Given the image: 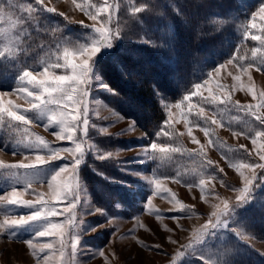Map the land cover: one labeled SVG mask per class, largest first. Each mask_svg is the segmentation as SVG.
Instances as JSON below:
<instances>
[{"label":"rangeland","instance_id":"obj_1","mask_svg":"<svg viewBox=\"0 0 264 264\" xmlns=\"http://www.w3.org/2000/svg\"><path fill=\"white\" fill-rule=\"evenodd\" d=\"M88 2L97 7L113 6L110 20L106 13H101L105 27L113 34L110 44L99 46L90 59L86 98L88 144L77 169L81 191L77 205L79 227L74 233L79 237L76 254L72 255L69 241L62 257L58 239L36 238L40 222H30L9 229L14 238H9L7 232L0 233V264H38V261L39 264H61L62 260L68 264H170L177 251L182 255L176 264H227L232 256L255 257L254 253L264 257V236L256 234L246 220L241 223L237 215L247 207L264 205V169L258 167L240 170L249 179L253 173L256 176L245 199L231 206L222 223L210 228L201 240L183 248L209 220L216 206L223 207L225 200L234 203L242 194L244 177L230 163H264L257 151L264 139L256 137V145L251 142L256 131L264 132V125L239 107L258 103L247 89L251 86L257 95L264 91V73L255 66L244 73L240 68L243 61L233 60V57H244L250 61L253 48L258 50V56L264 53L259 39L262 23L259 17L255 29L247 28L252 14L264 0ZM44 4L54 7L56 12L47 10L37 0H0L3 10L0 12V52L6 53L0 57V94H3L0 99L6 105L12 101L28 106L24 95L14 91L20 87L32 90L31 85L18 79L24 70L37 74L45 66L63 64L64 47L74 51L79 44L87 45L98 38L89 26L94 23L100 26L101 22L85 15L73 0H44ZM21 6H30L31 13H21ZM136 8L142 10L136 12ZM245 31L249 33L247 36ZM107 56L114 58V66L121 70L129 85L134 83L143 88L141 110L144 114L140 119L129 108L127 97L131 91L127 96L121 95L103 71L101 62ZM71 59L78 62L82 57ZM217 68L219 73L215 71ZM55 71L58 75L70 74L64 68ZM234 76H239V80H234ZM195 84L201 85L199 91L204 97L210 90L221 97L230 94V103L202 104L201 96H190ZM185 95L190 96L186 102ZM177 103H181L179 109L175 107ZM189 104L193 105V113L201 106L205 108L207 125L195 115L188 119L197 123L185 125L184 114ZM260 112L264 113V109ZM26 116L34 122L28 126L29 134L44 137L54 147H73L67 140H56L54 133L60 131L58 126L44 128L46 115L30 110ZM212 118L222 124H211ZM165 120L172 125L171 129L164 128L168 135L161 131ZM132 121L135 128L125 131ZM204 127H210L214 146L209 144ZM157 132H161L159 137ZM24 136V126L14 128L0 123V162L28 163L34 159L29 153L31 149L17 143ZM152 142L183 151L150 159L143 149ZM199 149L204 155L198 153ZM110 152L112 156H105ZM62 155L71 159L68 153ZM209 160L212 165L207 164ZM66 163L57 159L34 169L0 168V196L15 187L23 192L22 198L26 200H34L36 193H45L50 198L46 181ZM173 177H178L180 182ZM154 178L160 180L166 191L153 194L151 180ZM200 179L206 181L203 198L198 187ZM27 183L30 185L24 191ZM145 205L156 211L150 213ZM182 205L187 207L182 209ZM0 211L23 216L33 209L7 204ZM3 218L0 214V220ZM67 219V216L57 217L53 222ZM30 239L35 253L24 243ZM48 242L55 244L54 249L40 252V245Z\"/></svg>","mask_w":264,"mask_h":264},{"label":"snow or ice","instance_id":"obj_2","mask_svg":"<svg viewBox=\"0 0 264 264\" xmlns=\"http://www.w3.org/2000/svg\"><path fill=\"white\" fill-rule=\"evenodd\" d=\"M37 3L49 11L56 12L54 7H48L45 5L44 0H37ZM73 4H75L78 9L84 12V14L90 17L94 22L98 20L101 22L100 26H96V23L89 26L97 34L98 38L93 39L91 43L87 45L79 44L75 47L74 51H70L68 47H64L63 64L56 63L45 66L43 67V70L37 74H34L32 71L24 70L18 79L28 85H31L32 90H29L28 87H20L14 91H18L21 95H24L25 100L27 101V107L13 104L12 101H8L6 105L5 102L0 99V123L7 124L14 128L24 126L25 136L17 143L31 149L32 151H29V153L34 155V159H30L28 163L21 161L13 164H4L3 162H0V168L27 170L34 169L39 165H43L57 159L66 160L68 162L61 166L47 179L46 183L50 192V198H46L47 194L45 193H36V198L34 200H26L22 198L23 192L18 191L15 187H13L10 192H6L4 195L0 196V209H3V207L7 204L30 207L33 209V211L29 214L23 216H15L11 212L0 211V214L4 216L3 220H0V233L7 232L9 238H14V233L8 231L13 226H19L30 222H40V227L39 230L35 232V237L52 238L54 241L58 239L62 257L64 256L63 249L67 247L69 241L71 243L73 256H75L78 247L79 237L74 234L75 229L79 227L77 223V205L80 202L79 193L81 191L78 186L77 169L79 163L81 162V154L85 149V145L88 144L86 131L89 127V109L86 98L89 95L88 84L90 81V59L97 53L99 46L110 44V37L113 33L110 28L105 27V17L101 15V13H106L108 20H110L114 11L112 5L97 7L96 4L89 3L88 0H83V3H76V0H73ZM141 10V8L135 9L136 12H140ZM2 11L3 10L0 9V12ZM20 11L21 13L27 12L30 14L32 9L30 6H27V8L21 6ZM60 14L64 15L63 13ZM258 17L262 22L260 25L261 36L259 39L262 42V46H264V4H261L259 10L252 14V20L248 22L247 28L255 29V21ZM244 34L247 36L249 33L245 31ZM252 39H258V37L252 36ZM257 52L258 50L256 48L252 49V59L250 61H245L244 57H233V60L237 62L243 61V63H240V68L244 73H247L253 66L256 67L257 71L264 73V53L258 56ZM5 54V52H0V57ZM73 56H80L82 59L75 62L71 59ZM257 61L259 62L257 63ZM244 63L247 64V67L244 66ZM221 67H223V65H221ZM61 68L70 70V74H56L55 70ZM215 71L219 73L220 68H217ZM233 79L239 80V76H234ZM249 79H251V77ZM219 87H223V85H219ZM200 88V84H195V90L190 93V96H201L199 91ZM247 90L253 98L258 101V103L238 106L252 115L261 125H264V113L260 112V109H264V91L259 92L257 95L251 86H249ZM2 95L3 94H0V96ZM190 96L185 95L183 101H188ZM181 103H177L175 107L179 109L181 107ZM201 103L209 105H228L230 103V94L225 93L223 97H221L213 94L210 90L208 96H201ZM69 105L71 106V109H69ZM192 108L193 105L189 104L188 112L184 114L185 125L187 126L189 123H197V121H189L188 117L190 115H195L199 119L204 120L207 125L209 123V118L204 115L206 111L205 108L201 106L199 111L196 113L192 112ZM30 110H38L41 114L46 115L47 123L43 125L44 128L48 130L49 127L53 125L58 126L60 131L54 133L56 140H67L73 145V147H54L44 137L38 134H29L28 126L34 123L26 116V113ZM210 123L214 125H221L222 121L212 118ZM165 127L169 129L172 128V125L167 120H165L164 125L161 126V131L164 135H168V132L164 131ZM133 128L135 127L134 122L132 121L128 125V129H125V131ZM101 131L107 130L101 129ZM203 131L205 132V135L209 137V144L214 146L215 142L211 139L210 127H204ZM77 132L82 133V135H76L75 133ZM233 134L237 135L235 132ZM156 135L159 137L161 132H157ZM189 135H191L190 130ZM256 137L264 139V132L256 131L255 136L251 141L253 145L257 144ZM240 147L243 148V146ZM143 151L151 159L154 157L156 158L157 156L164 157L167 156L169 152H180L183 151V149L179 147L173 148L169 145L152 142L147 148H144ZM257 151L258 154H260V159L264 160V144H261ZM62 153L70 154L71 159L69 160L67 157L63 156ZM198 153L200 155H204L202 149H199ZM105 156H112V153H107ZM225 158L227 159V157ZM26 159H28V157H26ZM212 163L213 162L210 160L207 161L208 165H212ZM230 166L236 168L242 177H244V173L240 171L242 168L255 170L258 167L260 169H264V163L257 165L243 161L235 164L230 163ZM220 171H223V169ZM173 179L180 182L178 177H173ZM210 179H214V177H210ZM255 179V173H253L251 179L244 177V188L240 190L242 194L236 197L234 203H230L225 200L223 202V207L216 206V210L212 213L209 220L202 225L199 230H197L194 234L193 240H190L189 244L184 245L183 248H188L193 242L201 240L210 228H215L218 223H222V218L228 213L230 207L242 202L245 199L250 186ZM205 183V179L199 180L198 187L202 194L201 198H203V194L206 191ZM151 184L154 186L152 189L153 194H160L161 192L166 191L158 178L152 179ZM29 185L30 183L26 184L24 191L28 190ZM172 198L175 199L174 195ZM148 200L150 202L151 197H149ZM176 202L179 203V201ZM62 204H66V206L63 208L59 207V205ZM186 207L187 206L182 205V209ZM145 209L150 213L156 211L149 209L147 205H145ZM96 211L98 213L102 212L101 209H96ZM156 214L160 215L159 212H156ZM64 216H67L68 219L53 222L54 218ZM24 243L29 247V249L33 250L34 253L36 252L32 239L24 240ZM54 247L55 244L52 242L43 243L40 245L39 251L43 252L45 249L51 251ZM155 247L159 246L157 245ZM100 255H103V252H100ZM181 255L182 252L177 251L171 258L170 264H176L177 259ZM61 264H68V262L62 260Z\"/></svg>","mask_w":264,"mask_h":264},{"label":"trees","instance_id":"obj_3","mask_svg":"<svg viewBox=\"0 0 264 264\" xmlns=\"http://www.w3.org/2000/svg\"><path fill=\"white\" fill-rule=\"evenodd\" d=\"M101 63L104 69L103 71L106 73L108 78L111 79L112 83L115 84V87L118 88L117 90L121 95L123 94L127 96V94L131 91L127 97L128 100H130L129 108L132 109V113L136 119H140L141 115L144 114V111L141 110L143 108L141 103L143 102L145 94L142 90L143 88L141 87L140 89V87L136 85L134 86V83L129 85V83L124 80L121 70L115 67L116 61L114 58L107 56L104 59V62ZM128 87L132 90H129ZM237 215H239L242 220L241 223L246 220L256 234L264 236V205H253L247 207L241 212H238ZM250 255L251 254L235 257L232 256L228 260L227 264H264V257L261 258L256 253H254L255 257Z\"/></svg>","mask_w":264,"mask_h":264}]
</instances>
